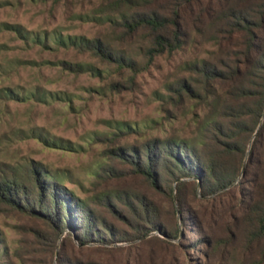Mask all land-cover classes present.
<instances>
[{
  "label": "trees",
  "instance_id": "trees-1",
  "mask_svg": "<svg viewBox=\"0 0 264 264\" xmlns=\"http://www.w3.org/2000/svg\"><path fill=\"white\" fill-rule=\"evenodd\" d=\"M48 1L61 0H39ZM95 13L111 19L117 41L141 40L143 66L100 37L65 42L119 72L128 70L131 82L158 57L190 44L212 48L166 86V102L191 115L192 136L154 138L140 146L121 145L122 131L97 136V142L112 145L104 154L123 168L105 167L104 176H95L139 180L142 193L104 187L83 200L57 174L31 163L27 177L0 168V206L40 223L61 250L69 244L79 251L111 247L151 233L162 238L149 241L169 245L191 232L198 236L191 247L208 246L209 252L195 248L205 259L210 251L235 249L245 258L256 254L254 264H264V0H100ZM60 66L75 74L89 70L82 64ZM162 200L171 216L167 224ZM102 211L134 234L125 237ZM40 227L31 230L36 238L45 236ZM57 259L95 264L65 259L62 252Z\"/></svg>",
  "mask_w": 264,
  "mask_h": 264
},
{
  "label": "rangeland",
  "instance_id": "rangeland-1",
  "mask_svg": "<svg viewBox=\"0 0 264 264\" xmlns=\"http://www.w3.org/2000/svg\"><path fill=\"white\" fill-rule=\"evenodd\" d=\"M99 4L100 0H0V168L7 166L27 177L29 165L38 163L83 200L104 187L144 192L139 180L95 176L96 172L104 176L105 167L123 168L104 154L112 145L97 142V136L123 132L126 136L119 143L127 146L175 135L191 137V115L166 102V86L185 64L212 50L209 45L190 44L174 55L156 58L131 82L128 70L119 72L65 42L66 37L77 41L100 37L144 65L141 40L117 41L109 28L111 19L95 13ZM61 62L86 65L89 70L71 73L62 69ZM116 82L119 90L112 88ZM162 208L167 224L171 216L164 200ZM38 224L0 206V264H58L61 252L65 259L95 264H254L256 258L221 248L205 259L195 248L209 252L208 246L191 247L198 239L191 232L185 240L170 239L169 245L149 241L159 236L151 233L111 247L79 251L69 244L61 250L60 241L52 242ZM114 224L125 237L134 234ZM39 227L45 236L36 238L31 230ZM214 233L221 235L222 230Z\"/></svg>",
  "mask_w": 264,
  "mask_h": 264
}]
</instances>
